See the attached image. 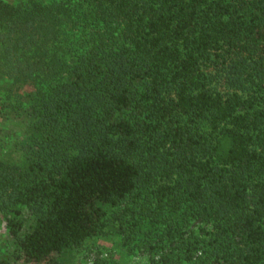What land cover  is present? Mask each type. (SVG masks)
<instances>
[{"label": "trees", "instance_id": "trees-1", "mask_svg": "<svg viewBox=\"0 0 264 264\" xmlns=\"http://www.w3.org/2000/svg\"><path fill=\"white\" fill-rule=\"evenodd\" d=\"M0 214V264H264V0H0Z\"/></svg>", "mask_w": 264, "mask_h": 264}, {"label": "rangeland", "instance_id": "rangeland-1", "mask_svg": "<svg viewBox=\"0 0 264 264\" xmlns=\"http://www.w3.org/2000/svg\"><path fill=\"white\" fill-rule=\"evenodd\" d=\"M4 127L3 134L9 135L6 139L7 144L6 151L15 144L20 137L17 133L15 136H11L10 123L4 121L2 128ZM10 127V128H9ZM14 129V128H13ZM17 131H21L20 128H16ZM6 132V133H4ZM119 237L110 235H100L93 240H89L83 248L76 249L72 252H68L63 256L56 258V264H94L97 257L101 259H107L106 264H147L148 257L136 251L132 255L127 254V249L124 248L119 242ZM15 248L14 241L9 234L5 218L0 214V262L6 259L5 256H9ZM11 256V255H10ZM13 257V256H12ZM14 259V258H11ZM10 264H27L25 262L10 263Z\"/></svg>", "mask_w": 264, "mask_h": 264}]
</instances>
